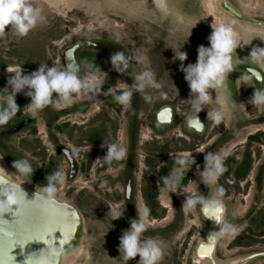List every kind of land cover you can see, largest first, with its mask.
<instances>
[{"label":"rangeland","instance_id":"rangeland-1","mask_svg":"<svg viewBox=\"0 0 264 264\" xmlns=\"http://www.w3.org/2000/svg\"><path fill=\"white\" fill-rule=\"evenodd\" d=\"M206 1L0 0V113L8 116L6 126L0 122V133L5 134L0 137V157L26 183L63 197L82 213L87 252L76 264H196V249L208 226V221L201 217L200 205L210 197L224 203L215 256L225 261L264 251V142L258 138L264 139V135L259 133L245 140L247 133L254 135L264 130V126L253 127L256 125L249 121L264 113V83L257 85V78L248 71L261 73L259 69H263L256 54L235 42H226L225 35L209 24L219 22L218 26L231 31L225 20L236 19L222 6L221 0H208L207 3L211 2L208 7ZM226 2L237 12L264 23L263 0ZM241 25L248 27L245 23ZM254 27L248 28L264 29ZM88 39H110L124 45L129 65L132 59L144 85L142 89L145 95L150 94L151 101L167 96L168 103L177 101L179 110L189 101H195L193 114L208 119L210 138L219 137L227 130L231 132L226 138L220 137V144L210 149H214L212 157H207L212 166L220 163L215 176L207 167L202 178L191 175L192 184L181 190L184 186L177 184L180 177L171 173L169 187L172 188L165 193L164 188L156 187L158 170L143 168L139 174L136 169L138 178L133 183L130 209L126 203V179L121 176L124 154L120 152L126 147L127 105L124 101H119L123 103L119 107L107 105V98L100 97L82 115L85 118L77 113H71L69 118L60 115L90 99L114 68L107 61L114 59L106 55L104 73L96 68L87 71L90 65L86 62L82 71L78 59L83 54L81 49L94 45ZM257 41L264 45V39ZM74 46L79 64L75 72L66 67L64 58L66 51ZM231 75L233 82H229ZM229 84L233 85L232 89L227 87ZM49 87H53L55 95L52 106L46 108V117L42 108L50 98ZM113 87L112 90H117L119 85ZM216 100L229 105L223 109ZM153 105L136 108L135 115L141 125L147 119L143 116L151 118L159 109L156 103ZM54 116H60L61 123L66 118L70 120L64 125V128L68 126L65 131L54 132L60 147L72 154L73 163L78 165L83 158L93 155L92 168H97L111 151L120 153L115 156L118 162L107 165L108 173L105 170L86 174L82 169L70 180L64 152L55 149L43 134L39 136L32 125L27 124L21 130L13 128L34 117L45 132V118ZM225 121L229 122L227 130ZM143 132L144 140H148L151 130L146 126ZM38 136L43 137L38 139ZM89 136L102 141L93 146L84 143ZM210 138L203 139L202 144ZM166 140L168 147L181 144L176 138ZM151 141L139 147L140 155L146 158L159 155L155 152L160 151L161 140ZM146 147L152 153L143 151ZM199 149L202 152L186 155L202 154L206 146ZM176 151L179 150L175 148L171 152ZM245 156L249 161L248 175L235 179V169ZM201 171L197 169V176ZM100 174L108 175L109 179L97 181ZM149 193L156 194L159 201L147 205L144 197H149ZM174 195L180 196L183 206ZM140 204H144L143 208L146 205V216L139 213ZM246 264H264V257Z\"/></svg>","mask_w":264,"mask_h":264},{"label":"flooded vegetation","instance_id":"flooded-vegetation-1","mask_svg":"<svg viewBox=\"0 0 264 264\" xmlns=\"http://www.w3.org/2000/svg\"><path fill=\"white\" fill-rule=\"evenodd\" d=\"M91 40L94 45L92 46H85L81 49L82 57L78 56V59L80 63L83 65L82 71L86 68L84 66V62H86L87 65H90L89 68H86L87 71H92L91 69L96 68L97 71L102 73L105 71V59L103 57H110L113 58L114 61L108 59L107 61H110L114 64V68L112 71L108 72L106 75V79L104 83L100 86H98L97 91L93 94V96L90 99H86L85 102L82 105L75 106L71 111L64 112L63 116H68L70 117L71 113H77L80 114L82 118H85L84 115L87 113L88 107L93 104L97 99L100 97L107 98L106 104L107 105H114L116 107H119L120 105H123V103H120L119 101L123 102L127 105V113H126V125H125V150L122 151L120 150L121 154H124L123 159V173L121 176L126 179V203L130 205L131 209V196L133 193V183L137 180V171L136 169L139 170V174L142 173L143 168L145 169H156L158 170V180L156 181V187L159 188H164L165 193L169 192L171 188L169 187V175H173L175 177L179 176L180 179L178 180L177 184L184 186L181 190L188 188L192 184L191 180V175L195 176L196 179H200L203 177L206 168L208 167V170L213 171L214 176H215V169L218 167V164H210V160L207 158H211L212 154L214 152V149L210 151L216 144H220L219 140L222 138H226L228 135L231 134V132H228L227 129H229L228 126V121L225 124L226 132L222 133L219 137L218 136H212L210 138V133L207 134L208 129H209V123L208 119L206 117H203L199 114H193L195 112L196 104L195 101H189L186 106L181 110H179L176 107L177 101H174V103H168L167 102V96L161 98L160 100H153L151 101L150 94L145 95V89H142L141 85V78H139V72L137 73V69H135L134 63L132 64V59H131V66L129 65V56L126 53V49H124V45L121 43H118L117 41H113L110 39H88ZM85 42V41H84ZM132 54V53H131ZM108 55V56H106ZM245 68H243L244 70ZM262 74V80L258 81L261 83H258L256 81L257 85H260L264 83V72L259 69ZM104 73V72H103ZM81 74L79 75V77ZM233 77L234 75H231L229 82H233ZM88 81V79L84 80ZM117 81H121L122 83H119ZM119 85L117 90H112L114 87ZM229 89H232L233 85L229 84ZM226 85L224 88H227ZM260 87V86H259ZM52 88V89H51ZM49 87V99L46 104L43 105V114H45L46 117H48V109L47 107L52 106V101L54 99V89L53 87ZM212 89V86H211ZM149 90V89H148ZM213 91V89H212ZM150 93V90H149ZM122 96L123 99L120 97ZM40 98V96H37ZM116 100H115V99ZM41 102V98L39 99ZM118 103V105H115V102ZM153 102L156 103L155 106H158L159 109L155 112L153 116L146 117L143 116V118H147L146 122L144 121V124L141 125L142 122H140L139 119L136 118L135 112L136 108L140 106H154ZM161 102H165L164 104H161ZM176 103V104H175ZM226 106L229 105L228 102H225ZM158 104V105H157ZM216 104L220 106L219 102L216 100ZM221 107V106H220ZM167 111L171 112V120L168 122L166 120L168 116L163 115L161 118L165 121L163 123L158 122V115L160 113H165ZM44 117V116H43ZM166 118V119H164ZM46 121H44V129L45 132H42L40 128L38 127V124L36 123V119L34 117H28L27 119L23 120L19 125L13 127L15 129L19 128L21 130L23 127H25L27 124L32 125L35 130H38V135H44V138L46 140L50 141L55 149L58 151L64 152V156L66 157L67 161L69 162V179L71 180L78 172L83 171L87 174L88 171H94L96 174L97 172L100 171H107V165L110 163L114 164L117 163L119 158L115 157L117 155H120V153L111 151L109 153L108 157H106L105 160H103V163L99 165L97 168H92L93 167V155H89L87 158H83L82 162L79 163L78 165L73 163L71 159L73 157L71 153L70 156L67 151H65L67 148L62 149L61 144L58 143V141L55 139V132L54 130L61 132L65 131L66 128H64L65 124H68L70 122L69 119H65L62 123L60 116H54L53 118L47 119L45 118ZM251 124H255L256 126L253 127H261L264 126V113L259 115L258 117H255L253 119L249 120ZM220 122H224L223 120H220ZM36 123V124H35ZM53 125V128H52ZM148 126L149 129L151 130L150 133V138L148 140H143L141 138V133L144 131L145 127ZM12 128V129H13ZM11 130V129H10ZM5 132H7L5 130ZM264 135V130L258 131L254 135H249V133L246 134V139L248 140L251 136L253 139V136L259 134ZM4 133H0V137L4 136ZM96 135V134H95ZM172 135V136H171ZM37 137L38 139H41L42 137ZM226 136V137H225ZM168 138H176V140H180L181 144L178 146H175L176 149L179 151L176 152H171L175 148L173 147H168L166 145L168 141L166 139ZM211 139L208 143L202 144L203 139ZM258 138L264 142V139L258 136ZM152 140L151 142L154 141V139L161 140L160 142V151H156L155 153L159 154L157 157L148 155V158L146 156L140 155L142 150L139 149V147H144L149 140ZM43 140V139H42ZM166 140V141H164ZM102 140L96 139L95 137H88L84 143H89L90 145H99L97 143L101 142ZM108 141H112V139H108ZM183 142V144H182ZM219 142V143H218ZM150 146L152 143H148ZM208 145V146H207ZM206 146V150L202 154H197L194 156H188L186 154L192 153L195 150ZM116 147V146H115ZM148 147V146H147ZM143 149V151H146L148 153H152L151 149L149 148ZM64 148V147H63ZM167 148L171 149V151L167 150ZM210 151V152H209ZM66 152V153H65ZM169 153V154H168ZM109 158V159H107ZM171 158L169 161L168 159ZM74 160V158H73ZM161 160H164L163 163H159ZM202 161H204L202 163ZM207 162V164H205ZM206 165V166H205ZM249 161L248 157L245 156L243 162L235 169L233 177L235 179H242L248 175L249 172ZM195 168V169H194ZM201 168V175L197 176V169ZM194 169V171L192 170ZM105 173V175L107 174ZM116 178V177H115ZM109 177L108 175L105 177L103 174L99 175V179L97 181H104L108 180ZM42 182L41 177L39 176V180L37 181L38 183ZM111 184V183H109ZM186 186V187H185ZM188 186V187H187ZM173 194H175V191L172 190ZM184 195V194H183ZM156 194L150 195L149 197L145 196L146 204H150L151 202H156L158 199H156ZM176 197L177 202L181 206H183V200H181L178 195H174ZM144 198L140 196L141 201H144ZM221 201L217 199L216 197H210L207 198L202 202L200 205V214L201 217L206 219L202 209L205 204L210 203L212 201ZM159 201V200H158ZM222 202V201H221ZM144 205V204H143ZM179 211L180 207L178 206ZM186 208V207H185ZM146 205L144 206L145 214L146 216ZM139 213L140 210L138 209ZM131 212V210H130ZM185 213H187L186 209H184ZM141 214V213H140ZM131 218V216H130ZM207 229V228H206Z\"/></svg>","mask_w":264,"mask_h":264},{"label":"water","instance_id":"water-1","mask_svg":"<svg viewBox=\"0 0 264 264\" xmlns=\"http://www.w3.org/2000/svg\"><path fill=\"white\" fill-rule=\"evenodd\" d=\"M236 21L227 22L232 32L264 39L262 31L244 27L243 23L263 27L264 23L237 12L221 0ZM226 19V18H225ZM259 35V36H258ZM77 46L65 53V65L70 71H78ZM258 81L259 71L248 69ZM170 122L171 112L158 115V122ZM202 212L208 221L205 238L196 249V264L207 258L203 264H246L264 257V251L253 253L241 259L219 260L215 256L217 239L220 235L224 203L218 200L204 205ZM222 214V216H220ZM221 217V219H220ZM86 226L79 209L63 197L26 183L4 160H0V264H67L79 262L85 254Z\"/></svg>","mask_w":264,"mask_h":264},{"label":"bare ground","instance_id":"bare-ground-1","mask_svg":"<svg viewBox=\"0 0 264 264\" xmlns=\"http://www.w3.org/2000/svg\"><path fill=\"white\" fill-rule=\"evenodd\" d=\"M208 1V0H207ZM207 1H206V6L208 7V5H209V2L207 3ZM213 0H211V2H212ZM264 1V0H263ZM210 2V3H211ZM216 3V2H215ZM208 4V5H207ZM211 5V4H210ZM260 5H262V4H260ZM206 8V7H205ZM261 8V7H260ZM209 11V10H208ZM207 11V12H208ZM248 12V11H247ZM251 14H253V12L251 13ZM263 14H264V12H263ZM209 15V14H208ZM211 18H213V17H211ZM211 20V19H210ZM213 20V19H212ZM219 22H217V24H218ZM209 24H211L214 28H218L224 35H225V37H224V39H225V41L226 42H229V43H233V42H235L234 44H236L238 47H240V48H242V47H247L248 48V50H251L254 54H256V58H257V61H258V63H259V65H260V67L263 69V71H264V45H262L263 44V42H260V41H255L254 43H253V41L252 40H248L247 38H250V37H247V36H243V35H235L234 33H232L231 31H229L226 27H221V26H218V25H220V24H216V22L214 23L213 21H210V23ZM222 25V24H221ZM244 26V25H243ZM248 27L250 26L251 27V25H247ZM247 27V28H248ZM229 28V27H228ZM254 28H256V27H254ZM259 28V27H258ZM251 29V28H250ZM257 31H262V34H264V29H262V30H257ZM255 39H261V38H255ZM233 44V45H234ZM235 46V45H234ZM215 54H218L217 52H215ZM220 97H222V96H220ZM219 100L220 101H223V100H221V98H219ZM225 103V102H224ZM223 102H219V104H220V106H222L223 107V109H226V105L224 104ZM263 127V126H262ZM148 131V130H147ZM141 138L144 140L145 138H146V135H145V132H143L142 133V136H141ZM208 146V145H207ZM205 149V148H204ZM204 149H202L203 151H204ZM199 151H201V149H197V150H195L193 153H198ZM202 152V151H201ZM0 160H1V157H0ZM177 194L178 195H180L181 193H180V190L179 191H177ZM178 197H180V196H178ZM139 210H140V213L144 216V208H143V205L142 204H140V206H139ZM87 244V243H86ZM85 252H87V251H85ZM87 255V254H86ZM206 262H208V259L207 258H205V259H202L201 261H200V264H203V263H206ZM260 263V262H259ZM67 264H76V262H74V261H68L67 262Z\"/></svg>","mask_w":264,"mask_h":264},{"label":"trees","instance_id":"trees-1","mask_svg":"<svg viewBox=\"0 0 264 264\" xmlns=\"http://www.w3.org/2000/svg\"><path fill=\"white\" fill-rule=\"evenodd\" d=\"M10 85H11V84H10ZM43 96H44V95L42 94V97H43ZM6 120H8V116H7V115H4V116H3V113H0V122H1V125L6 126V124H5Z\"/></svg>","mask_w":264,"mask_h":264}]
</instances>
